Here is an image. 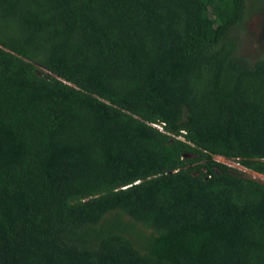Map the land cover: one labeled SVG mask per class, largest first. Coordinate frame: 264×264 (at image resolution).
Here are the masks:
<instances>
[{"label":"trees","instance_id":"1","mask_svg":"<svg viewBox=\"0 0 264 264\" xmlns=\"http://www.w3.org/2000/svg\"><path fill=\"white\" fill-rule=\"evenodd\" d=\"M249 10L0 0V264H264Z\"/></svg>","mask_w":264,"mask_h":264},{"label":"rangeland","instance_id":"2","mask_svg":"<svg viewBox=\"0 0 264 264\" xmlns=\"http://www.w3.org/2000/svg\"><path fill=\"white\" fill-rule=\"evenodd\" d=\"M253 1L247 0L250 6L247 19L243 25L238 27L240 52L252 56L257 54L259 50L264 49V10L259 11V9H256ZM257 1L260 7H264V0ZM214 158L236 167L243 172H249L253 176L264 178L263 174L241 165L234 159H229L221 155H215Z\"/></svg>","mask_w":264,"mask_h":264},{"label":"water","instance_id":"3","mask_svg":"<svg viewBox=\"0 0 264 264\" xmlns=\"http://www.w3.org/2000/svg\"><path fill=\"white\" fill-rule=\"evenodd\" d=\"M39 73H41V72H39ZM192 155L193 154H191V153L183 152V156H192ZM244 175L249 177V178L255 179V180L259 181L260 183L264 184V178L253 176L249 172H244Z\"/></svg>","mask_w":264,"mask_h":264},{"label":"flooded vegetation","instance_id":"4","mask_svg":"<svg viewBox=\"0 0 264 264\" xmlns=\"http://www.w3.org/2000/svg\"><path fill=\"white\" fill-rule=\"evenodd\" d=\"M242 171V170H241ZM242 174H244V172H242Z\"/></svg>","mask_w":264,"mask_h":264}]
</instances>
